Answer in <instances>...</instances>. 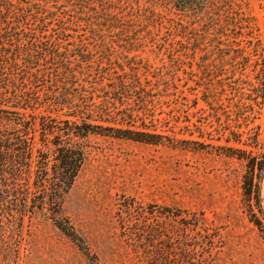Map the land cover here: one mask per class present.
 I'll return each instance as SVG.
<instances>
[{
  "label": "trees",
  "instance_id": "16d2710c",
  "mask_svg": "<svg viewBox=\"0 0 264 264\" xmlns=\"http://www.w3.org/2000/svg\"><path fill=\"white\" fill-rule=\"evenodd\" d=\"M244 27L227 0H0V264H20L25 233L37 217L89 256L63 210L89 135L196 143L157 132L176 113L151 107L171 99L202 100L215 119L230 117L229 101L242 117ZM263 76L256 86L264 101ZM182 128L181 134H195ZM213 128H200L197 136L217 131L227 144L242 142L240 127ZM216 146L245 161L241 206L264 240V153L259 159L247 149ZM176 212L151 206L124 237L146 264H220L219 236L196 217L175 225ZM135 216L134 205H124L121 218ZM189 232L198 236L194 244Z\"/></svg>",
  "mask_w": 264,
  "mask_h": 264
},
{
  "label": "rangeland",
  "instance_id": "374dc122",
  "mask_svg": "<svg viewBox=\"0 0 264 264\" xmlns=\"http://www.w3.org/2000/svg\"><path fill=\"white\" fill-rule=\"evenodd\" d=\"M227 4L232 17L242 14L245 26L241 42L245 46L242 62L246 64L243 116L235 113V105L229 101H225V109L230 111V117L215 119L202 100L195 105L192 100L171 99L151 107L156 112L169 111L170 117L176 113L175 119L167 118L163 126L158 124L157 132H177V138L196 143L175 147L168 145L167 140L165 144H149L89 135L86 160L63 205L64 214L84 240L89 256L50 220L37 217L25 233L20 264H146L124 233L134 231L137 221L149 216L151 206L158 212L167 208L174 213L180 211L181 218H175V225L181 219L199 218L219 236L216 259L220 264H264V240L241 206L245 161L225 155L216 146L247 149L259 159L264 153L263 91L260 85L256 86L264 74V0H227ZM218 123L240 127L242 142L227 144L226 136L217 131L204 138L197 136L200 128L211 130ZM185 125L195 134H181L186 131L181 129ZM261 181L264 200V173ZM129 203L140 217L123 220L121 211ZM188 235L194 244L198 236L194 232ZM189 251L194 257L199 254L197 248L190 247Z\"/></svg>",
  "mask_w": 264,
  "mask_h": 264
}]
</instances>
